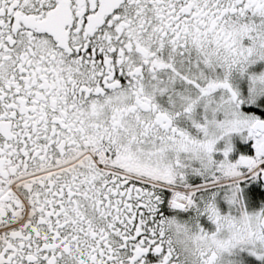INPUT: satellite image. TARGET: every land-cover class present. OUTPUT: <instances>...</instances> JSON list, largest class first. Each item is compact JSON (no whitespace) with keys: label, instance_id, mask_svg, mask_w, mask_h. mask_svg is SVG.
<instances>
[{"label":"snow or ice","instance_id":"1","mask_svg":"<svg viewBox=\"0 0 264 264\" xmlns=\"http://www.w3.org/2000/svg\"><path fill=\"white\" fill-rule=\"evenodd\" d=\"M0 264H264V0H0Z\"/></svg>","mask_w":264,"mask_h":264}]
</instances>
